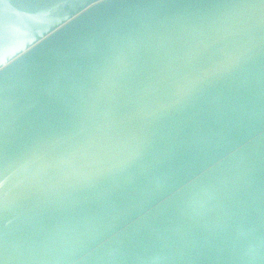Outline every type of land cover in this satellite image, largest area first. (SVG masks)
Masks as SVG:
<instances>
[{
    "label": "water",
    "instance_id": "1",
    "mask_svg": "<svg viewBox=\"0 0 264 264\" xmlns=\"http://www.w3.org/2000/svg\"><path fill=\"white\" fill-rule=\"evenodd\" d=\"M0 264H264V0H0Z\"/></svg>",
    "mask_w": 264,
    "mask_h": 264
}]
</instances>
